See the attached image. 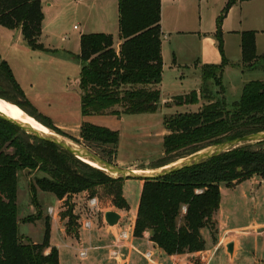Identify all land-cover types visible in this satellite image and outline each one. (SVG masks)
Wrapping results in <instances>:
<instances>
[{"label":"trees","instance_id":"trees-1","mask_svg":"<svg viewBox=\"0 0 264 264\" xmlns=\"http://www.w3.org/2000/svg\"><path fill=\"white\" fill-rule=\"evenodd\" d=\"M235 2L228 0L217 20L216 36L222 53V20ZM161 8V0H119V48L111 33L81 35V52L76 57L81 64L84 116L106 113L116 104H122L129 114L158 110L163 76ZM43 20L42 0H0V24L10 29L21 28L32 49L49 51L40 42ZM263 57L256 51V32L243 31V66L253 68ZM225 63L224 58L220 65L204 66L213 70L205 75L204 81L215 77L221 84L217 75L222 74ZM0 75L8 79L11 90L19 96L18 101L4 94H0L1 98L10 100L25 112L31 108L33 116L47 121L45 125L80 142L32 105L1 53ZM221 89L220 101L205 104L198 111L174 113L165 118L169 131L163 138L165 161L264 130V78L250 80L244 85L240 99L232 104L233 110L227 108L222 84ZM200 96L214 99V95L193 90L175 96L172 101L175 105L193 104ZM79 135L86 142L112 145L114 149L120 141L117 130L89 121H83ZM64 156L68 158L64 160ZM104 158L113 163V159ZM38 165L46 176L37 183L58 199L69 198L84 189L94 190L102 184L113 195L116 207L129 208L123 193L124 179L82 162L59 145L28 134L0 117V264H59L58 248L50 243L49 217H46L42 242H34L20 234L19 171ZM254 175L264 177V149L246 145L163 178L143 180L134 234L142 236L150 231L151 240L170 255L203 250L206 240L202 229L215 224L213 215L220 207L221 183L233 185ZM32 198L39 210L36 216L27 219L29 222L42 216L34 190ZM66 214L70 217L69 225L75 226L77 217L73 207ZM72 227L67 230L68 234L78 237L80 228L74 231ZM49 247L51 250L47 253Z\"/></svg>","mask_w":264,"mask_h":264},{"label":"crops","instance_id":"crops-1","mask_svg":"<svg viewBox=\"0 0 264 264\" xmlns=\"http://www.w3.org/2000/svg\"><path fill=\"white\" fill-rule=\"evenodd\" d=\"M82 2L84 3L83 8H81V12L84 13L85 19L84 27L79 30V27L74 25L75 33L73 36H70L63 32V25L59 23L56 4L51 0H42L44 20L42 22L40 42L49 50L67 51L68 54H72L76 57L81 52V35L83 33L93 32L90 31L89 28H92L94 25L92 20L97 19L98 24L96 25L103 28V32L111 33L114 36L115 45L119 48L121 42L119 38V0H93L92 4H89L86 0L79 1L80 4ZM227 2L228 0H161L163 76L159 88L161 96L164 97V101L167 100L165 97H169L167 100L169 101L173 99V96L180 95L176 93L177 91L170 89L166 85V89H163L166 68L171 71L172 75L174 72L178 73L181 67L187 68L190 71L186 75L184 73L177 75L180 77V81H185L188 78L190 82L188 84V89L182 94L189 93L192 90H197V92L200 93L198 87L207 83L208 86H205V88L210 90L213 95H219L222 94V84L224 96L228 103L227 99L231 92H237L238 90L243 91V87L248 81L245 82L243 78L242 32L248 30L256 32V51L258 56H264V0H236L232 5L227 15L222 20L224 43V53H222L219 48L216 30L218 17L222 13ZM2 27L3 28H0L1 33L3 37H6L8 40L9 49L15 45L17 41H20L22 47L26 48L25 45L27 42L22 34L21 28L10 29L4 26ZM29 48L31 47L29 46ZM7 54L8 53L2 54V56L9 62L27 98L42 115L48 117L47 114H50L48 107L53 99L45 93L37 91L35 84L31 81L29 82L31 83L29 87L25 86L21 79L17 77L10 59H7ZM224 58L226 63L224 64L222 74L217 75V77H220L221 84L218 83L215 77L204 81L200 74L202 67L206 65H220L223 63ZM80 75L81 71L77 75V78H79ZM25 77L30 78L28 68L25 75H23V78ZM232 77L234 79H232ZM225 79H227L228 85L224 84ZM197 85L200 86L197 87ZM208 100L209 99L200 96L198 101L200 103L196 106L197 110L195 111L200 110L203 105L208 104V102H206ZM235 101L233 100L232 102L234 103ZM81 115L82 118L78 121L52 120V122L57 127H77V131H79L80 134L83 121L91 122L90 119L93 114L84 116L81 111ZM248 180L255 185L257 184V186H262L264 183V177L260 175H254L235 185L221 183V203L219 209L213 215L216 229L218 230L216 239H212L208 230L205 232L204 228L202 229V234L206 240L205 249L172 255L167 254L151 240L150 231H145L142 236H136L134 234L140 199L136 201L134 207L130 204L126 195L128 180H124L123 193L129 208H119L115 205L111 207L113 209L111 211H115L120 215V220L115 225H110L106 221L105 214L109 210H105L103 213H99L95 216L98 228L92 232L93 239H91L90 242L92 253L89 257L85 258L87 259V264H211L212 259L220 251L221 260L217 261L218 264H224L225 262L226 264H264V215H254L244 223H239V221L234 219V213H230L228 211L229 209H227L228 206L234 204L233 201L235 200H224L223 196V185L227 188H234ZM143 184L144 181L140 180L141 191ZM52 200L54 199L52 198ZM60 201H62V199L56 197V202L58 203ZM254 201L256 202L255 205H263L262 200ZM48 206L54 209L52 220L58 223L59 231L63 237L65 238L68 236L73 238L74 235L67 234L65 228L61 226L57 214H55L57 207L55 208L53 204ZM122 222L123 225H121ZM82 228L83 227H81V229ZM19 229L22 235L27 236L25 232L21 231L20 226ZM124 229L129 230V236L126 240L120 242L122 247L121 256L113 258L109 250L113 246V243L117 241L119 232ZM28 237L31 238L29 235ZM80 237L81 235L79 234L77 237L79 239V249L84 245ZM35 242L38 241L35 240ZM51 245L56 246L53 243H51ZM50 250L51 247H49L46 252L49 253ZM58 252L59 264H62L61 250L58 249ZM147 252H151V257L149 259L146 257Z\"/></svg>","mask_w":264,"mask_h":264},{"label":"rangeland","instance_id":"rangeland-1","mask_svg":"<svg viewBox=\"0 0 264 264\" xmlns=\"http://www.w3.org/2000/svg\"><path fill=\"white\" fill-rule=\"evenodd\" d=\"M51 1L54 2L58 8L57 16L59 18V23L63 25V32L73 36L75 33L74 25L79 27V30L83 29L85 24L84 13L81 12V8H83L84 4L83 2L80 4V0ZM92 1L93 0H86V2L89 4H92ZM92 23L94 25L92 28H89L90 31L103 32V28L96 25L98 24L97 19L92 20ZM0 28L3 27L0 25ZM25 46L27 49L22 47L20 41H17L15 42V45L11 47L12 49H9L8 40L6 37H3L0 29V52L1 54L8 53L7 59H10L17 77H19L22 83L27 87L30 86L31 83L29 82L31 81L35 84L37 91L45 93L47 96H50L53 99L50 106L48 107L50 111V114H47L48 118L50 117V119L53 121H78L81 119V93L78 90L70 88V82L73 79H76L77 75L81 71L80 62L77 57L70 55L67 51L65 52L63 50H34L29 48L27 43ZM27 68L29 69L30 78H23ZM165 70L163 89L168 86L170 89L177 91L176 93L178 94L185 93V90L188 89V84L190 82L188 78L185 81H180L181 79L177 75L181 73L186 75L190 71L187 68L181 67L178 73L174 72L172 75L169 69L166 68ZM243 71V78L245 82L253 79L264 78V57L259 60L257 66L253 68L244 67ZM211 73H213L211 68L202 67V70L200 71L203 80L206 79L205 75ZM232 79L234 78L232 77ZM227 82V79H225L224 84L228 85ZM198 86L200 85H197V87ZM205 86H208V84L204 83V85L198 87L201 94L204 92L209 95H213L210 90L205 88ZM241 91L242 90H238L237 92L233 91L230 93V96L227 99L228 109L233 110L232 101L239 99ZM0 94L6 95L13 101H18L19 99V96L11 90L8 79L4 78L2 75H0ZM222 96V94L214 95V99H209L206 102L211 103L215 100L220 101ZM168 98L169 97H165L167 100ZM172 98H175V96ZM167 100L164 101V97L161 96L159 103L160 108L153 113L129 114L125 113V107L122 104H116L106 113L93 114L90 119L91 122L109 127L119 132L121 139L115 149L112 145H99L96 142L93 143L84 141L80 137L77 127L64 126L59 128H61V130H63L68 135L80 139L81 145L88 147L90 150L94 151L103 158L106 157L113 159V163L120 167L136 170L159 169L164 166L172 165L176 161L187 157H180L170 162L164 160L162 142L164 136L169 133L165 127V118L174 113L193 112L197 110L196 106L200 103L197 102L190 105H175L172 101L173 99L169 101ZM7 101L11 102L10 100ZM27 109V113L23 110L27 115L37 119L43 124L47 122L44 121L43 118H36L33 116L32 113L34 112L31 108L28 107ZM113 110L116 113L112 112ZM48 128L52 132L77 143L71 137L64 135L50 127ZM27 139L33 141L31 138ZM252 148L264 149V144H253ZM9 150H11V148ZM66 158L68 157H63L64 160ZM81 161L86 162L83 160ZM74 164L77 165L76 162H74ZM78 165L81 166L80 164ZM40 166L41 165H38L34 169L20 170L18 175L19 221L21 224V231L27 234V236H23L28 238L29 235L32 241L35 242L36 240L38 242H42L46 225V217H49L51 219L50 243H53L58 247L59 250H61L62 264H87V259L85 258L89 257L92 253L90 249V242L91 239H93L92 232L98 228L95 216H97L99 213H103L105 210H113L111 208L114 207L113 195H110L107 190H105V186L100 184L97 185L94 190L84 189L80 192L71 194L69 198L66 196L64 199H62V201L57 203L55 195L51 192L44 191L37 183L38 179L46 176V173L39 169ZM127 180V199L134 207L136 201L140 199V179L129 178ZM263 186L264 183L262 186H257V184L255 185L251 183L250 180L243 182V184L234 188H227L223 185L224 200H235L233 201L234 204L228 206L227 209H229L228 211L230 213H234V219L236 221H239V223H244L247 219H250L254 215H264ZM32 190L36 192L37 200L42 211V216L40 219L29 222L27 219L36 216L39 210L33 201ZM93 197L98 199V206L90 205L89 200ZM52 198L54 200H52ZM254 200H262L263 205H255L256 202ZM51 204H53L55 208L57 207L55 214H57L58 220L61 226L65 228V232L67 234V230H70L69 227H72V225H69L68 222L70 217L66 213L71 210V207H73V214L77 217V220L75 226H73L72 229L77 231L80 228L79 232L77 233L81 235L80 238L84 244L83 246L89 249L87 257L82 258L80 256V249L78 246L79 239L76 236L73 238L66 236L64 238L60 233L59 227L57 225L58 223L52 220V214L54 213H49L48 211V205ZM90 214L92 215V219L94 221L92 228L87 229L83 227L81 229L82 219L86 218ZM121 225H123V222ZM207 230L211 235V238L216 239V235L218 234L216 223L213 226L206 227L205 232H207ZM218 260H221V251L218 252L217 255L212 259L211 264H218ZM224 264H226V262Z\"/></svg>","mask_w":264,"mask_h":264},{"label":"water","instance_id":"water-1","mask_svg":"<svg viewBox=\"0 0 264 264\" xmlns=\"http://www.w3.org/2000/svg\"><path fill=\"white\" fill-rule=\"evenodd\" d=\"M70 88L83 93V90L81 88V78L79 77L73 79L70 83ZM0 117L15 124L26 133L31 134L41 140L55 143L74 156L78 157L79 159L83 161L88 160L95 164L93 166L107 172L109 175L115 178H122L124 180H127L129 178H136L140 180L160 179L182 169L198 165L212 157L221 155L236 148L257 144L258 142L264 141V130H261L233 139L225 140L218 144L210 145L187 156L182 160L176 161L172 165L164 166L155 170H136L120 167L98 155L88 147L81 145L80 142L76 141L77 143H75L68 138L58 135L54 132L48 133L43 130H39L32 126L30 123L16 119L8 114H5L2 111H0ZM105 218L110 225H115L120 220V215L115 211H108L105 214Z\"/></svg>","mask_w":264,"mask_h":264},{"label":"built area","instance_id":"built-area-1","mask_svg":"<svg viewBox=\"0 0 264 264\" xmlns=\"http://www.w3.org/2000/svg\"><path fill=\"white\" fill-rule=\"evenodd\" d=\"M89 203L91 206H98V199L96 197H93L89 200ZM53 211H54L53 207H49V213H53ZM93 224H94V221L92 219V215L90 214L86 218L82 219V224H81L82 226L81 227L91 229ZM128 236H129V230L128 229H124V230H121L119 232V235L117 237V241H115L113 243V246L109 250L111 257L118 258L121 256V254H122L121 248L122 247L120 245V242L123 240H126L128 238ZM88 250H89L88 248L82 246L80 248V256L82 258L87 257ZM146 257L149 259L151 257V252H147Z\"/></svg>","mask_w":264,"mask_h":264},{"label":"bare ground","instance_id":"bare-ground-1","mask_svg":"<svg viewBox=\"0 0 264 264\" xmlns=\"http://www.w3.org/2000/svg\"><path fill=\"white\" fill-rule=\"evenodd\" d=\"M0 111L4 112L5 114H8L16 119L22 120L24 122L30 123L32 126L39 130H43L45 132H52L47 126H45L43 123L38 122L31 116L27 115L19 106H17L14 103L8 102L6 100H3L0 98ZM92 165H95L94 163L85 160Z\"/></svg>","mask_w":264,"mask_h":264}]
</instances>
